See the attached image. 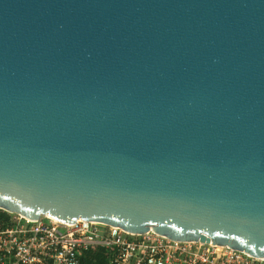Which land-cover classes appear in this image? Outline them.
<instances>
[{"label": "water", "instance_id": "water-1", "mask_svg": "<svg viewBox=\"0 0 264 264\" xmlns=\"http://www.w3.org/2000/svg\"><path fill=\"white\" fill-rule=\"evenodd\" d=\"M0 209L264 258V0H0Z\"/></svg>", "mask_w": 264, "mask_h": 264}, {"label": "built area", "instance_id": "built-area-1", "mask_svg": "<svg viewBox=\"0 0 264 264\" xmlns=\"http://www.w3.org/2000/svg\"><path fill=\"white\" fill-rule=\"evenodd\" d=\"M4 212L0 264H264V258L244 251L172 240L153 231L133 234L81 218L65 223Z\"/></svg>", "mask_w": 264, "mask_h": 264}, {"label": "trees", "instance_id": "trees-1", "mask_svg": "<svg viewBox=\"0 0 264 264\" xmlns=\"http://www.w3.org/2000/svg\"><path fill=\"white\" fill-rule=\"evenodd\" d=\"M5 215V212L0 209V217H3Z\"/></svg>", "mask_w": 264, "mask_h": 264}]
</instances>
